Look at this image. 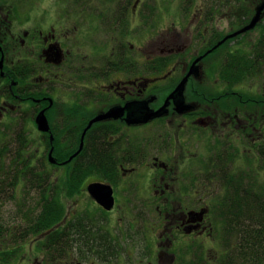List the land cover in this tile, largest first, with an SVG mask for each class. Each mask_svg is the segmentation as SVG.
Masks as SVG:
<instances>
[{
	"label": "flooded vegetation",
	"instance_id": "1",
	"mask_svg": "<svg viewBox=\"0 0 264 264\" xmlns=\"http://www.w3.org/2000/svg\"><path fill=\"white\" fill-rule=\"evenodd\" d=\"M29 1L23 11L18 1H0V135L27 131L37 148L31 163L41 168L34 173L51 169L62 176L63 195L74 184V201L92 206H64L53 231L68 235L52 247L47 241L41 261H28L114 264L142 218L136 236L148 243V260L139 264H171L194 242L209 255L228 206L264 193V10L248 26L264 0H216L203 22L204 1L195 0L188 20L200 34L195 46L190 37L164 41L172 28L159 26L161 12L145 0ZM41 112L47 132L38 130ZM14 117L28 120L30 130ZM13 137L10 144L0 137V163L11 176ZM92 183L109 187L108 209L89 196ZM13 230L7 226L0 241V264L14 258Z\"/></svg>",
	"mask_w": 264,
	"mask_h": 264
},
{
	"label": "rangeland",
	"instance_id": "2",
	"mask_svg": "<svg viewBox=\"0 0 264 264\" xmlns=\"http://www.w3.org/2000/svg\"><path fill=\"white\" fill-rule=\"evenodd\" d=\"M1 1V0H0ZM10 1V0H8ZM18 1V2H17ZM117 1V0H116ZM202 1V0H201ZM204 1V7L202 9V5H201V9H200V16L201 19L200 21L203 22V18L208 16V12H209V5L211 6H215L218 3L216 2V0H203ZM235 0H228V5H232V3H234ZM239 1V0H238ZM17 2L18 4V9L20 11L23 10H27L29 3H31V1L29 0H14V3ZM52 2V0H51ZM146 3V5H154L156 6L153 10H156L158 12V14L161 12V23H159V26H163V27H169L172 28L171 31L165 29V32L163 33V38L164 41L166 42H170L173 44H177L180 41H185L187 38H191V42L193 44V46H195L194 42H196L197 40L200 41V34L198 31H193V28H191V26H188V20L190 18L191 15V10H192V5L195 3V0H145L144 1ZM39 3L41 5H43V1L39 0ZM157 3V4H156ZM201 3V2H200ZM156 4V5H155ZM119 4L116 3L114 5L113 10L117 9V6ZM107 6V4H106ZM153 6V7H154ZM199 8V7H197ZM246 10V5L244 3V9L243 11ZM157 17V16H156ZM213 33L209 32L205 35V40H209L211 39V37L213 38ZM218 59V56L214 55L212 56L211 60H210V69L212 74L218 72V68L219 66L216 63V60ZM52 117H55V115H52ZM13 122V121H12ZM23 123V126L25 130H30V124L27 121L24 122H19L15 117H14V125H19ZM15 132V131H14ZM25 135L27 136L28 139V132L24 131ZM1 139L3 140L2 143H11L12 141V137L11 138H7L4 136H1ZM29 146V144H28ZM29 151L30 152H35V150H37L36 147H31L29 146ZM12 161H14V159L12 158ZM0 167L4 170L5 173H2V179L3 177H7V176H11L10 173H7L6 171L9 169L7 167L6 164H1L0 163ZM0 168V171L2 170ZM32 170H36L39 171L41 170V168H35V166H33ZM49 172H51V174L48 176L47 179L43 180V181H35L34 185H40L41 187H45V188H49V190L51 192H55V198L58 201V203L61 204V207L64 208V206L68 209H70L69 207H73V209H80L81 207L84 208V210H89L91 209V204H89V200L88 202H85V204L87 205H91V206H79L78 205V200L74 201V196L73 195V191L72 193H68L69 192V185L67 184L65 187H67L66 190V196L63 195V189L61 187V182L62 179L59 178V174H57L54 171H51V169H49ZM52 170H55L54 168H52ZM56 171V170H55ZM1 174V173H0ZM1 174V175H2ZM254 174V172H253ZM263 175H257L256 182L258 184H261L263 182ZM62 177V176H60ZM9 178L7 183L9 182ZM253 181H254V176H253ZM46 185V186H44ZM253 188V187H252ZM65 192V189H64ZM10 194H12L13 199L9 198ZM40 195H42L39 192H35L31 189L25 188L22 190L21 186L16 187L15 189H12V187H10L9 189H7V192L3 195V199L0 201V223L4 226H11L13 224L14 226V233L15 235L18 234V237H20V235L23 234V232L26 230L27 231V237L26 240H24L22 242V246L20 247L18 245H14V258L10 259V255L6 258H9L6 260L5 263L2 264H35L34 262L31 263L28 260H34L35 257H38L39 261H41V259L43 258V243L46 246L47 244V240L44 241L43 243L39 240V238H44V236L46 237H51L52 233L54 236L57 237H61V236H65L68 234H65L64 231H57V232H51V230H48L46 232L43 233H39L37 234L38 239L36 245V249H34L33 251L29 250V244L32 241L33 237H35L36 235H33L31 233L32 230H30V226H29V221L27 219L21 218L18 210H20L21 214L24 215L25 214H29V216H31L30 218H33L35 216V214L38 211V208L40 206L39 205V200H40ZM76 195H78V193H76ZM57 196V197H56ZM65 197H67L68 199H66ZM23 198H24V202H23ZM21 200V204L23 202V206H15V204L20 203ZM137 202V200H132L131 203L135 204ZM69 206V207H68ZM241 206H245L244 202L241 204ZM251 209L247 212V216H243L244 211L242 212V214H240V212L238 210L233 211V210H227L226 209V217L230 218L229 225L227 227V232L225 233L222 232L221 237H218V240H220L219 242L212 240L211 244L208 246L207 251H209L210 249V254L207 255L204 254V249L201 247V243L199 242H194L193 247H192V252L187 256H182L179 255L176 259H172L171 260V264H224L225 261H227L228 259L231 260L230 264H244V261L242 262L241 260H237L235 258L232 257H228L229 251H227L230 247H233V250L231 252V254L234 252L236 253L235 250V246L236 243L239 241V237L238 239L236 238V232H241V226L242 225H250L253 229H257L259 228V223L257 220V216L256 213H253V206L250 207ZM18 209V210H17ZM71 210V209H70ZM72 211V210H71ZM256 211V210H255ZM73 212V211H72ZM89 212V211H86ZM138 212V211H137ZM257 212V211H256ZM150 216L146 217V224L148 223ZM226 218V220H227ZM29 219V218H28ZM226 222V221H225ZM258 224V225H257ZM143 225V218L141 220L138 221V225L135 229H132V232L129 233V240L134 241V243H130L127 242L128 245H130V249L129 251H124V254L122 255L123 257L121 258L120 261H113L114 264H139L141 262L147 263L148 257L144 254V251L148 248L146 241L143 240V237H139L136 235H140L143 233V229L145 227H141ZM23 228V229H22ZM234 228V229H232ZM240 229V231L238 230ZM66 232H71V228L68 227L67 230H65ZM51 234V235H49ZM132 236V239H130V236ZM82 240H86L84 238H82ZM148 240V239H147ZM217 240V238H216ZM57 241L59 242V239L57 238ZM25 242V243H24ZM50 245L52 247L53 243L50 242ZM218 255V258L215 260H209L208 258L211 257L213 254ZM227 253V254H226ZM49 256V253H48ZM4 259V256L2 257ZM165 261V260H164ZM162 263V262H161ZM159 263V264H161ZM46 264V263H45Z\"/></svg>",
	"mask_w": 264,
	"mask_h": 264
},
{
	"label": "trees",
	"instance_id": "3",
	"mask_svg": "<svg viewBox=\"0 0 264 264\" xmlns=\"http://www.w3.org/2000/svg\"><path fill=\"white\" fill-rule=\"evenodd\" d=\"M13 138L14 140L17 139L18 142L17 145H14V175L10 177H3L2 179V173L5 172L3 169L0 171V173L2 174H0V201L3 199V195L7 192V189H9L10 187H12V189H15V186H21L22 190L28 188L35 192L41 193L42 195H40V200L38 202V206L40 207L38 208V211L33 218H30L31 216H29V214H25L23 217L20 210L17 209L18 213L21 218H24V221L25 219L29 221V226L31 228L30 230H32L33 232L31 234L36 235L35 237H37V234L46 232L48 230H51V232H57V230L53 231V228H55L62 220V217L64 215V209L61 207V204L58 203V201L56 200L55 192H51L49 188H43L40 185H34L35 181H43L47 179L48 176H42L43 173H34V171L32 170V166L35 165V163L32 164L31 160L33 159L32 157H34L35 153L29 151L28 140L27 136L25 135V132L17 130L14 132ZM25 141H27V145H25ZM76 169L78 170V168ZM6 172L8 173V171ZM8 178L10 180L7 183ZM68 187V193L70 194L72 193V191H74V184ZM9 198L14 200L12 194H10ZM23 202L21 204L20 200V203L15 204V206H23ZM243 202L245 206H228L227 210H238L241 214L244 211L243 216H247L248 214L246 211L249 212V210L251 209L250 207L256 205L253 206V213H256L259 228L255 230L250 225H242V233L238 231L236 232V238L238 239L239 237V241L236 243L235 246L236 253L233 252L231 254L233 247H230L227 250L229 251L228 257L235 258V261L242 259V262L244 261V264H264V193L259 192L255 194H248L243 198ZM229 220L230 218H227L225 222V233L227 232ZM6 227L7 226H4L0 223V241H3L6 238ZM238 230L240 231V229ZM51 236H54L53 233ZM26 237V230L23 232L22 235H20V237H18V235H15L14 233V245L22 247V242L26 240ZM46 240L48 242L51 241L53 244L58 243L57 238H48L44 236L43 241ZM8 244L10 243L8 242ZM46 246L43 245V247ZM7 259L9 258L2 259V263H5ZM230 261L231 260L228 259L224 262V264H230Z\"/></svg>",
	"mask_w": 264,
	"mask_h": 264
},
{
	"label": "water",
	"instance_id": "4",
	"mask_svg": "<svg viewBox=\"0 0 264 264\" xmlns=\"http://www.w3.org/2000/svg\"><path fill=\"white\" fill-rule=\"evenodd\" d=\"M263 10H264V1H262V4L259 5L258 8H256V10L254 12L255 14L252 18V23H250L248 25L249 28L254 26L255 23H257V21L260 20L262 13H263ZM242 32H244V31H242ZM220 44H221V42H219L217 45H215V48L218 47ZM183 83H184V81L180 84L178 89H181V86L183 85ZM43 115H44L43 112L39 113V115L36 118V123H37L39 131L47 132L48 131V124H47L45 116H43ZM47 157H48V160L50 163H55L51 154H49V156H47ZM87 186H88L87 189L89 192V196H91L93 199H95L100 204V206H104L105 208L108 209L109 206L112 205V201H111V198L109 195L110 189L108 186L102 185L99 183H92V184L87 185Z\"/></svg>",
	"mask_w": 264,
	"mask_h": 264
}]
</instances>
